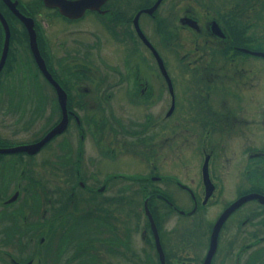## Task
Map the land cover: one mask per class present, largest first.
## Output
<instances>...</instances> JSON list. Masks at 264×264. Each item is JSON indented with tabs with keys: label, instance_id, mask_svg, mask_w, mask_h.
<instances>
[{
	"label": "flooded vegetation",
	"instance_id": "1",
	"mask_svg": "<svg viewBox=\"0 0 264 264\" xmlns=\"http://www.w3.org/2000/svg\"><path fill=\"white\" fill-rule=\"evenodd\" d=\"M35 3L25 14L37 22V9L42 11L41 24L34 26L36 46L65 93L66 122L35 152H0V264H142L151 251L160 264L144 199L164 263L202 264L219 214L243 194L264 195V184L255 182L256 174H264L261 148L244 149L243 166L238 173L236 164L234 192L228 198L220 170L227 137L244 141L254 136L241 134V126L255 119L256 109L264 120V103L256 108L255 94V74L263 73L257 60L264 64V0H93L74 16L44 0ZM1 46L2 39L0 51ZM25 48L26 62L8 40L0 67V111H24L26 98L40 110L44 131L17 144L37 140L62 116L57 92L38 68L28 39ZM25 75L40 77L42 85L27 86ZM162 93L168 102L161 110ZM120 109L132 110V117L122 118L116 112ZM70 126L73 138L62 134ZM9 140L0 133V147L15 145L2 142ZM189 141L199 143L193 152L202 156L195 184L191 177L183 181L175 172H160L166 170L158 160L166 149L173 164L177 147L185 148ZM43 147L46 151L37 159ZM127 152H135L143 163L133 173L121 169L132 163L126 157L134 156ZM98 154L103 160L96 159ZM39 166L67 174V186L55 189L57 197L48 196L42 177L36 176ZM102 168L107 172L98 181ZM127 178L122 184L115 181ZM40 184L41 197L34 199L33 189ZM137 191L143 192L148 229L143 223L130 234L127 206L135 202ZM162 208L183 218L210 214L205 233L195 238L175 230L164 237L157 218ZM231 222L233 230L228 229ZM193 238L202 242V249L186 253ZM230 238L239 243L233 245ZM208 264H264V202L247 198L226 214Z\"/></svg>",
	"mask_w": 264,
	"mask_h": 264
},
{
	"label": "rangeland",
	"instance_id": "2",
	"mask_svg": "<svg viewBox=\"0 0 264 264\" xmlns=\"http://www.w3.org/2000/svg\"><path fill=\"white\" fill-rule=\"evenodd\" d=\"M19 1V8L23 12H31L32 8L35 6L36 0H17ZM0 8L4 10L7 18H9L10 23V36H9V41L11 42L13 40V45L20 49L19 55L20 58L19 60L25 61L28 59V50L25 48L24 49V44L27 41V37H25V31L23 28V25L10 17V15L7 13L5 6L0 4ZM39 13L36 14V20L38 24H41L42 20V11L40 9H37ZM55 24L56 21L54 19H51V28L55 29ZM37 40L39 39L38 36ZM1 42V40H0ZM257 62L260 64V67H263V73L261 75H256L255 74V94L256 97L259 98V100H256V108H261L262 105L261 103H264V64L260 60H257ZM257 65V63H256ZM25 72V71H24ZM18 74V73H16ZM22 74V73H19ZM25 80V81H24ZM24 83L27 84V86L32 85V86H41L42 81L40 77H31L29 75H25V79H23ZM168 102V97L164 95V93L160 94V101H159V107L162 110L166 106ZM14 111H0V133L3 136H6L9 141H2V142H7V144L12 143V144H17L18 142L22 140H27L30 138L35 137L38 135L42 130L44 131V119L40 113V110L38 108L29 106L27 103V100L25 98V109L24 111L17 110L14 108ZM121 115L122 118H131L133 115V111L129 109H120L116 111ZM254 114L255 119H251V122H247V124H243L241 126L242 131L241 134H252L254 136H248L247 140H239L235 137L228 136L226 141L224 142V150H226V154H224V161L222 163V168L220 169L222 171V176H223V181L225 180L226 183V190L223 191L224 198L230 197L234 190L231 187V179H232V173L236 172L237 166L236 164L239 161L238 165V173L241 172V168L243 166L244 162V149L247 148L249 145L254 146V147H259L262 150H264V120L261 121L259 120V116L261 117L262 114L257 113ZM259 115V116H258ZM66 131L69 132H63L62 134L66 135L69 134L71 138H73V128L70 126ZM42 133V132H41ZM20 140V141H19ZM224 140H221L223 142ZM130 142V139L127 143ZM70 146L74 145V141L69 140L68 141ZM199 144L196 141H189L184 144L185 148H180V146L177 147V152H175L176 157L175 161L173 164H171L169 160V155L167 154V150L164 149V154H162L163 159L158 158L159 160V166L161 170H166V171H160V172H165V173H171L169 171L175 172V174L179 177L181 176L183 181L189 180L191 177V182L192 184H195V181L198 177V166L200 164V161L202 159V156L200 153H194L193 152V145ZM234 150V151H231ZM46 151V148L44 149L41 148L40 152L36 154L37 159L41 157L42 154ZM181 151V152H180ZM236 151V152H235ZM125 154L129 155H135V152H127ZM48 153L45 154L47 156ZM124 155V154H123ZM97 160H103L102 156L100 154L97 155ZM133 159V160H131ZM35 160V159H34ZM126 160H131L132 163L128 162L126 164L121 165V169L125 170V172H135L134 170L138 169L143 163H138L139 159L137 157H126ZM163 160V161H161ZM45 166L48 167L47 164H44ZM170 167L168 169L165 166ZM38 170L40 171L39 173L36 174V176H41V182L45 183V187L47 189V194L48 196L54 197L58 196L57 192H55V189L57 185L59 184V187L64 186V188L67 186L65 180L67 174H58L56 172L52 173L48 170H45L44 167L39 166ZM138 171H142V169H139ZM168 171V172H167ZM262 171V170H260ZM107 172L106 169H101L100 172L98 173L97 180L99 181L98 178H100L101 175H104V173ZM263 172V171H262ZM264 173V172H263ZM128 181L130 179H115L116 182L119 184H122L123 182ZM255 182L257 185H263L264 184V174L263 175H258L256 174L255 176ZM135 182H128L127 185L132 186ZM229 190V192H228ZM41 184L39 187H36L33 189V193L31 195L32 198L34 199H40L41 195ZM142 191H137V194L133 195V200L135 202H131L127 206V218H128V230L131 233L134 231H137L138 229H142L141 224L145 223V216L142 212L141 209V196H142ZM185 195V194H184ZM131 196L128 193V197ZM218 205V204H217ZM202 212L192 214L190 216H187L185 218L181 217V215H178L176 211H168L165 208H162L160 213H158V222L160 224V230L163 233V236L166 237L168 234H170L171 231L175 232V230H182V231H187L190 232L195 238H199L198 235H202L205 233V226L207 224V220H209L210 214L207 213V215H202ZM233 225L232 227H228V229L233 230L234 229V223L231 222ZM145 227H147L145 223ZM148 229V227H147ZM233 236V235H232ZM45 241L49 239V237H45ZM195 238H193V242L190 245L188 250H185L187 252L194 253L200 252L202 249V242L200 240L195 242ZM50 241H48L47 245L49 247L52 246V241H56V235L53 237H50ZM232 240V244L236 245L239 243L237 238H230ZM229 240V241H230ZM35 243L37 239L35 238L33 240ZM34 242H32V250L34 251V256H35V247H34ZM41 246H44V243H41ZM170 250V248L168 249ZM195 250V251H194ZM149 252L145 251L147 254ZM152 252V251H151ZM151 252L147 254L143 260L142 264H157L156 259L152 257ZM185 253V254H186ZM154 255V252H153ZM53 255L51 252L48 254L47 260L52 263L53 262ZM33 261H35V257L33 258ZM56 261V260H55ZM53 264V263H52ZM56 264V262L54 263ZM130 264V263H129Z\"/></svg>",
	"mask_w": 264,
	"mask_h": 264
},
{
	"label": "water",
	"instance_id": "3",
	"mask_svg": "<svg viewBox=\"0 0 264 264\" xmlns=\"http://www.w3.org/2000/svg\"><path fill=\"white\" fill-rule=\"evenodd\" d=\"M3 3L6 5V7L21 21V23L24 25L25 30L27 32L28 36V44L31 49L32 55L35 59V62L40 69V71L45 75V77L49 80V82L54 86L56 92H57V98L59 101V105L62 111V116L60 120L54 124L50 129H48L39 139L29 142V143H22V144H15L12 146L8 147H0V152H10V151H19V150H25L29 153L35 152L41 144H43L52 134L60 132L63 127L65 126L66 122V115H65V93L63 89L59 86V84L51 77V75L48 73V71L45 68V65L43 63L42 57L39 54V51L36 46V40H35V31L33 28V19L31 16L25 15L22 13L18 7L16 6L17 0H2ZM45 3L53 6H57L59 11L62 14H65L67 16H74L77 14V9H81L84 6H90L93 4V0H44ZM149 10V9H148ZM0 25L2 27L3 31V37H2V46H1V51H0V67L3 63L5 53H6V48L8 44V39H9V27L6 22L5 17L0 11ZM155 56L157 58V62L159 64L161 72L164 74L166 80L167 74L165 72V69L163 67V64L161 62L160 57L157 55L155 52ZM206 159L207 157L205 156L202 162V171H204L206 167ZM251 197H256L258 198L261 202H264V195L256 193V192H249L246 194H243L236 198L234 201H232L220 214L219 216L215 219V221L212 224L211 230H210V235H209V244H208V249L206 252V255L202 261V264H208V258L212 251L214 250L215 244H216V234L218 227L222 223L223 219L225 218L226 214L236 205H238L242 200H245L247 198ZM143 208L144 212L148 218L150 228L152 230L154 240H155V245L156 249L158 252L159 256V261L160 264H165L163 260V252L161 250L159 240H158V234H157V229L155 227V224L153 222V219L151 217V214L147 208L146 205V199L143 201Z\"/></svg>",
	"mask_w": 264,
	"mask_h": 264
},
{
	"label": "trees",
	"instance_id": "4",
	"mask_svg": "<svg viewBox=\"0 0 264 264\" xmlns=\"http://www.w3.org/2000/svg\"><path fill=\"white\" fill-rule=\"evenodd\" d=\"M18 2H19V1H18ZM0 4L3 5V6H5L4 3H3L1 0H0ZM17 7L19 8V3H17ZM5 9H6L7 13L10 15V17H12L13 19L19 21V20L17 19V17H15V15H13V14L11 13V11H10L6 6H5ZM19 9H20V8H19ZM20 10H21V9H20ZM0 11H1V13L3 14V16L5 17L7 23H10L9 18H7V16H6L4 10H2V9L0 8ZM21 11H22V10H21ZM19 22H20V21H19ZM20 23H21V22H20ZM8 26L10 27V24H8ZM23 28H24V27H23ZM9 30H10V29H9ZM24 31H25V37H27L26 30L24 29ZM2 35H3V32H2V27H1V25H0V40L2 39Z\"/></svg>",
	"mask_w": 264,
	"mask_h": 264
}]
</instances>
